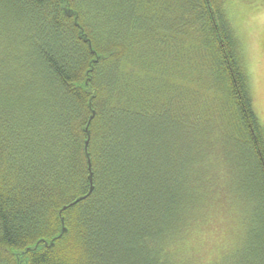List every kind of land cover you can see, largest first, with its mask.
Wrapping results in <instances>:
<instances>
[{
    "label": "trees",
    "instance_id": "1",
    "mask_svg": "<svg viewBox=\"0 0 264 264\" xmlns=\"http://www.w3.org/2000/svg\"><path fill=\"white\" fill-rule=\"evenodd\" d=\"M235 1L0 0V264H187L173 247L221 193L231 264H264Z\"/></svg>",
    "mask_w": 264,
    "mask_h": 264
},
{
    "label": "rangeland",
    "instance_id": "2",
    "mask_svg": "<svg viewBox=\"0 0 264 264\" xmlns=\"http://www.w3.org/2000/svg\"><path fill=\"white\" fill-rule=\"evenodd\" d=\"M228 10L240 41L253 106L264 127V0L231 2ZM134 64L137 66V60ZM204 205L205 219L183 243L173 247L175 254L186 258L187 264H231L242 254L247 235L243 230L238 240L235 237L236 225L229 218L230 203L223 193L210 197Z\"/></svg>",
    "mask_w": 264,
    "mask_h": 264
},
{
    "label": "water",
    "instance_id": "3",
    "mask_svg": "<svg viewBox=\"0 0 264 264\" xmlns=\"http://www.w3.org/2000/svg\"><path fill=\"white\" fill-rule=\"evenodd\" d=\"M94 113H95V112L93 111V114L91 115L90 120H91L92 117L94 116ZM88 134H89V136H90V131H89V130H88ZM89 136H88V139H86V141H85V149H86V151H87V145H88V142H89ZM87 156H88L89 168L91 169V163H90L89 153H88V152H87ZM90 180L92 181V171H91V173H90ZM93 189H94V186H93V184H92L91 187H90V189H89V192L87 193V195L91 194V192L93 191ZM85 196H86V195H85ZM85 196L78 197V198H76L73 202H71L70 204L63 206L62 209H61V211L64 210V209H66L68 206H70V205H72V204L78 202L79 200H81V199L84 198ZM61 211H60V212H61ZM61 218H62V221H64V217H61ZM65 231H66V227L63 226V228H62V232L60 233V235H62ZM53 244H54V242H53V240H52L51 243H50V246H52ZM28 249H29V248H28Z\"/></svg>",
    "mask_w": 264,
    "mask_h": 264
}]
</instances>
